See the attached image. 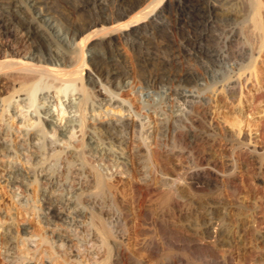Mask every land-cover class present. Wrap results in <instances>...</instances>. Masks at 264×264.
Wrapping results in <instances>:
<instances>
[{"label":"bare ground","instance_id":"1","mask_svg":"<svg viewBox=\"0 0 264 264\" xmlns=\"http://www.w3.org/2000/svg\"><path fill=\"white\" fill-rule=\"evenodd\" d=\"M193 1L0 0V107L9 106L12 98L24 95L25 98H21L23 107L30 110V114H34L32 118H37V121L28 123L23 130L25 140L29 142L26 148L11 141L0 142V153L11 159L2 166L9 174L7 180L10 187L19 192L12 195L22 199V202L29 203V197L25 199L21 195L23 192L29 195L31 186L40 180L36 169L47 171L45 179L49 178L47 184L50 185L41 187L40 200L44 204L40 208L32 204L33 214L43 212L34 230L25 226L22 231L18 229L15 234H11L12 232L5 229L0 239V244H4L6 248L3 251V264H41L39 255L45 259L43 264H55L60 257L64 261L74 259L76 264H121L125 260L127 264H138L129 257L131 255L126 256L118 243L115 245L112 241L123 232L115 227L122 226L125 218L122 216L124 209L114 196L120 193L112 180L113 174H125L127 178L134 175L128 168H124L128 162L123 150H113L114 147L108 144L122 146L127 140V130L133 127L134 121L119 117L117 120L99 121L97 125L100 119L94 113L96 110L93 104L96 98L119 102L126 105L134 117H138L139 111L133 109L131 101L121 97L123 91L137 81L140 83V95L144 99L143 109L154 108L165 116L166 123L161 128V136L170 140L172 132L178 127H184L176 123L179 115L173 108L174 97L191 102L194 100L193 91L203 93L213 90L222 81L215 79V70H220L229 58L239 55L243 57L242 50L234 51L229 56L226 50H220L211 42L213 16L220 14L234 18L237 16L236 11L219 4H200L198 0L195 3ZM65 3L72 4V7L67 8ZM63 8H67L68 13ZM257 10L255 8L256 13L251 19H255L256 25L254 23L253 26L259 29L258 22L261 20H258ZM79 14L85 16L86 23L81 22L83 25L77 19ZM159 38L167 41V44L159 45ZM235 40L236 34L233 33L230 42ZM129 49L133 55L132 64L124 56L125 50ZM253 60L255 59L251 58L248 63L237 66L238 76L247 71L250 72V77L254 75L257 65ZM53 92L64 100L49 95ZM229 93L233 96V91ZM75 95H78L74 98L76 102L71 104L74 100L71 96ZM51 98L56 99L52 101ZM46 99L48 101L44 102ZM66 101V107L71 106L78 111L79 120L74 123L69 117L60 126L54 119V107ZM51 102L56 105L49 106ZM3 108H0V121L4 120ZM13 108L12 105L10 110L13 111ZM42 111L48 115L45 117L46 122L40 115ZM88 113H94V127L89 126ZM138 124L141 132L145 126L142 122ZM51 125L59 127L62 138L67 137L72 129H76L78 138L72 149H67L69 143L66 146H54L55 141L47 136ZM6 127V132L10 134L11 126ZM182 133L185 139L190 135L188 131ZM233 135L224 131L225 145L231 151L234 148L240 150L243 143L236 142ZM138 139L143 144L137 153L140 181L131 183L141 204L155 197L160 210L167 211L170 205L181 207L183 204L178 196L181 194L175 187L178 181H183L181 184L185 183L194 191V195L196 192V196L197 191H204L202 195L205 196H197L200 201L203 198H207L206 201L213 200L219 195H238L227 184L230 182V172L226 176L228 182L225 187L214 185L206 177L208 171H193V166V172L190 171L192 176L189 175V178L181 179L183 175L174 177L177 172L173 173L169 163H165L166 160L169 162V158H163L159 151L151 155L146 143L149 135L143 137L139 134ZM178 140L175 138V143ZM28 147L35 148L34 152L38 153L35 156L37 160L33 163L32 154H25ZM109 155L113 157L108 159ZM30 163L35 169L33 172L23 168L24 164ZM209 177L212 178L210 175ZM38 190L36 184L33 192ZM45 204L48 205L45 207ZM62 208H65V212ZM28 212L30 211L26 213ZM209 212L214 214V210ZM61 225L66 230L61 231ZM150 225L156 231L147 238V246L152 250L160 246V240L166 248L170 246V242L176 240L161 222H150ZM47 227L50 228L48 233L44 231ZM93 240L99 242L101 249L94 258L89 256V246ZM13 243L15 245L12 247ZM169 246L158 251L160 259L165 261L163 264H171L174 257L178 258L179 264L188 262L185 260L189 258L184 259V255H179L177 249L178 255L175 256V247ZM185 246L184 251H187ZM198 250H195L197 255L200 252ZM203 251L201 250L206 256V249ZM83 255L86 262L83 261ZM196 256L194 254L193 257ZM201 256L198 255L199 258ZM211 256L213 259L214 255ZM211 256L208 255L210 260ZM211 262L213 261L205 264Z\"/></svg>","mask_w":264,"mask_h":264},{"label":"rangeland","instance_id":"2","mask_svg":"<svg viewBox=\"0 0 264 264\" xmlns=\"http://www.w3.org/2000/svg\"><path fill=\"white\" fill-rule=\"evenodd\" d=\"M195 2L197 0L193 1V3ZM198 3L219 4L225 8H232L234 12L236 11L235 14L237 16L234 18H227L220 14L213 16V36L211 42L220 50L224 49V52L227 51L226 53L229 56H232L231 54L234 51L241 52L240 50H242L243 57L239 55L229 58L220 70H215V79L222 81L213 90L201 92L202 94L198 91H193L194 100L191 102H184L183 99L174 97L175 107L173 108L179 115L176 123L184 127H178L172 132L170 140H168L169 138L167 139L161 136V128L166 123L165 116L154 108L143 109L144 99L140 95L138 86L140 83L137 81L133 82L130 88L124 90L121 97L131 101L133 109L137 112L139 111L138 117H134L132 113H129L130 109L126 105H121L119 102L103 100L101 98H96L94 101L93 106L96 110L94 113L100 119L97 125L99 121L117 120L119 117L122 120L134 121L133 127L127 130V140L124 141L122 146H115L108 142L112 148L114 147L113 150H117V148L123 150L125 157H127L126 161L128 162L124 168H128V171L134 175L133 177L130 175L127 178L125 174L117 172L113 174L112 180L120 193L114 196L117 197L122 205L124 209L122 216L125 218H123L122 226L115 227V229H121L123 232L118 234L117 237H114L112 241L116 243L115 245L118 243L126 256L131 255L129 257H132L138 264H163L165 261L160 259L158 251L164 248L167 249L169 245L166 248V245L159 239L160 246L157 248L152 250L147 246V238L150 236V233H156L153 229L154 227L150 225V222L155 221L161 222L169 231L170 235L176 238V240L170 242V246L173 245L175 247V250L173 248L176 252L175 256L180 252L179 255H184V259H190H186L185 261L188 262H185V264H196L195 262L205 264L208 261H213L211 262L212 264H264V0H198ZM65 6L70 8L72 4L69 3L67 5L65 3ZM67 8L63 9L68 13ZM255 8L256 10L258 8V20H261V22L257 20L260 25H258L259 29L253 26L254 23L256 25L255 19H251L256 13ZM77 19L80 23H86L85 16L82 14L77 15ZM233 33L236 34V40L230 42V37ZM175 35L179 36L178 33ZM159 42V45L167 44V41L161 38H159ZM124 54L127 62L132 64L133 55L131 49L125 50ZM251 58L255 59L253 61L257 65L254 70L255 73L253 72L254 75L252 74L250 77V72L247 71L242 76H238L237 66L239 64H245L246 62L248 63ZM229 91H233V96H231ZM49 95L56 98L59 96V94L54 92ZM22 97L25 98L24 95L12 98L11 104L14 107L13 111L10 110L12 107L11 104V106H1L2 108L4 107L2 110L4 120L0 121V137L2 136L3 139L0 142L4 140L11 141L14 144L21 145L22 148H26L29 142L25 140L26 137L24 136L23 130L29 125L28 123L32 124V122L37 121V118H32L34 114H30L31 111L23 107L24 102L21 101ZM77 97L78 95L71 96L72 99ZM54 99L51 98L52 101ZM58 99L64 100L61 97H58ZM45 101L47 102L48 99ZM74 102H76L75 99L71 101V104ZM67 103L68 101L58 105V108L54 107V119L57 121V125L63 126L69 117H71L74 123L79 120L78 111L71 106L66 107ZM52 104L56 105L55 102H51L49 106ZM39 106H42V104ZM94 113L87 114L90 127L96 125L92 117ZM128 113L129 115H127ZM40 115L42 120L46 122L47 119L45 117H48V115L43 111ZM137 121L142 122L145 126L141 132H139L141 127H139V122ZM115 123H120V121H115ZM8 125L11 126L12 134L6 132V126ZM181 130L190 132L187 139L184 138L183 131ZM224 131L234 134L233 138L236 142L243 143L241 144V148H239L240 150H236L235 148L233 151L229 150L223 139L225 137ZM47 132L48 138L55 141L54 146H66L69 143L68 150L72 149L74 141L78 138V133L75 128L70 131L67 137L63 138L60 136L58 126L51 125ZM139 134H142L143 137L149 135L146 143L149 145L148 149L152 153L151 155L159 151L163 155V158H169V162L166 160L165 163H169V168L173 169V173L177 172L176 174L174 173V177L183 175L181 179H187L192 176L193 171L205 170L206 172L208 171L206 177L211 179L214 185L225 187V184L228 182L226 176L230 172V182L227 184L238 195H219V198L216 197L213 200L208 199L206 201L207 198H203L204 200L200 201L197 196H205L202 195L204 191H197L200 194L196 196V192L194 195V191L190 190L185 183L186 186L181 184L183 181H178L180 185L177 182L175 187H177L176 190L178 189L177 192L181 194L178 195L183 204L181 207L170 205L167 207V211L160 210L161 208L157 206L156 200H154L155 197L150 201L147 200L145 204H141L139 195L135 192L132 184L140 181L138 175L140 167L137 153L143 144L138 139ZM175 138L179 139L176 143ZM28 149V152L25 154H32L33 160L31 162L33 163V161L37 160L35 156H38V153L34 152L35 148L28 147ZM88 152L91 153V151ZM228 154L231 155L230 158ZM112 157V155H109L108 159ZM88 158L89 160L91 159L90 156ZM8 161H11V159H8L6 156L4 157L0 153V239L5 229L12 232L11 234H15L16 230L19 229V231H22L25 226L29 227V230L36 228L37 222L43 215V212L33 214L34 207L32 204L37 207H41L44 204L40 200L41 187H45L49 182V178L45 179L47 171L41 172L39 169H36L40 180L31 186L29 195L27 192H23L21 195V198L25 197L27 199L29 197V203L22 202V199L12 195L15 192H19L10 187L7 180L9 174L3 169V166ZM17 163H19L18 160ZM32 163L24 164L23 168L33 172L34 167ZM192 166L193 171L191 169ZM36 184L39 190L34 193L33 189H36ZM49 186L47 184V187ZM185 189L192 193L187 192ZM148 199L151 198L148 197ZM47 205L45 204V207ZM140 205L142 206L140 207ZM61 210L65 212V208ZM209 210L212 212L214 210V214L209 212ZM27 211L30 212L26 213ZM13 217L16 218L13 219ZM149 227H151L152 231ZM45 229L44 231L46 233L50 230L48 227ZM60 229L61 231L66 230L62 225ZM181 239L184 241H181ZM180 243L183 245L181 246ZM184 244H187V246ZM14 245L15 243H13L12 247ZM184 246L187 247L185 250L189 253L184 251ZM89 247V256L92 258L97 257L101 250L99 242L93 240ZM180 247L182 248L180 249ZM203 248L206 249V251L204 249L205 253H207L206 256L201 252ZM5 249L4 244H0V264H3V257L5 256L3 251ZM195 250H198L199 257L202 254L204 256L202 255L199 258ZM185 252L193 255L184 254ZM194 254L195 256L197 255L196 258L193 257ZM208 255H214L213 259L211 256L210 260ZM39 257L41 264H43L45 259L42 255H39ZM82 257H84L83 261L86 262L85 256L83 255ZM204 257L206 260H202ZM73 260L68 259L64 261L60 257L55 264H76V260ZM172 260L171 264L180 263L177 257H174ZM121 264H127V261H122Z\"/></svg>","mask_w":264,"mask_h":264}]
</instances>
